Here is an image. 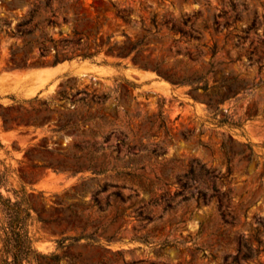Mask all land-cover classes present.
<instances>
[{
  "label": "rangeland",
  "instance_id": "rangeland-1",
  "mask_svg": "<svg viewBox=\"0 0 264 264\" xmlns=\"http://www.w3.org/2000/svg\"><path fill=\"white\" fill-rule=\"evenodd\" d=\"M0 138L43 264H264V0H0Z\"/></svg>",
  "mask_w": 264,
  "mask_h": 264
},
{
  "label": "trees",
  "instance_id": "trees-1",
  "mask_svg": "<svg viewBox=\"0 0 264 264\" xmlns=\"http://www.w3.org/2000/svg\"><path fill=\"white\" fill-rule=\"evenodd\" d=\"M41 48H49L46 40L41 41ZM96 52L82 50L78 53L82 57H92ZM58 58L55 64L59 63ZM5 147L0 138V165L4 162L1 151ZM34 206L32 196L25 188L17 189L9 186L7 173L0 167V264H43L42 258H49V262L62 259L58 252L44 253L39 251L33 243L30 225L33 221ZM40 219L41 216H38ZM64 246L65 239L59 241Z\"/></svg>",
  "mask_w": 264,
  "mask_h": 264
},
{
  "label": "crops",
  "instance_id": "crops-1",
  "mask_svg": "<svg viewBox=\"0 0 264 264\" xmlns=\"http://www.w3.org/2000/svg\"><path fill=\"white\" fill-rule=\"evenodd\" d=\"M62 63V64H61ZM60 65V66H59ZM64 66V67H63ZM55 67H58V70H57V68H55ZM60 67H61V69H60ZM65 67H66V62L65 61H62V62H59V63H57V64H53V65H51V66H47V67H44V68H42V69H39V70H37L36 72H43V71H45V72H57V71H63L64 69H65ZM56 69V70H55ZM55 70V71H54Z\"/></svg>",
  "mask_w": 264,
  "mask_h": 264
},
{
  "label": "bare ground",
  "instance_id": "bare-ground-1",
  "mask_svg": "<svg viewBox=\"0 0 264 264\" xmlns=\"http://www.w3.org/2000/svg\"><path fill=\"white\" fill-rule=\"evenodd\" d=\"M61 64H62V63H61ZM66 65H67V64H66ZM59 66H60V65H59ZM63 67H64V66H63ZM55 68H57V70H58V67H55ZM60 69H61V67H60ZM55 70H56V69H55ZM55 70H54V71H55ZM52 72H53V71H52Z\"/></svg>",
  "mask_w": 264,
  "mask_h": 264
}]
</instances>
